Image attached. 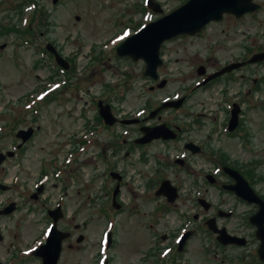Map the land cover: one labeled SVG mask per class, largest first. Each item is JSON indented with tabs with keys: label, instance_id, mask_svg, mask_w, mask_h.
<instances>
[{
	"label": "rangeland",
	"instance_id": "374dc122",
	"mask_svg": "<svg viewBox=\"0 0 264 264\" xmlns=\"http://www.w3.org/2000/svg\"><path fill=\"white\" fill-rule=\"evenodd\" d=\"M53 1L0 0V154L10 150L18 128L40 127L20 159L8 157L2 164L0 184L8 187L0 189V207L8 202L16 207L0 217V261L9 264L17 252L41 242L51 223L46 211L61 202L58 229L70 236L62 244L58 264H94L99 240L105 241L109 229L113 264H133L134 256L143 252L145 264H153L148 253L157 239L172 238L187 225L196 232L189 246L192 264H219L222 248L192 218L194 213L202 220L209 215L197 206L196 198L218 204L226 200L228 208L236 203L205 180L215 174L220 182L230 181L220 177L223 164L245 174L264 197V64L245 66L209 88L191 90L200 79L199 68L210 72L264 49V0H255L260 8L253 14L239 19L224 15L196 36L165 42L156 81L142 75V61L114 52L125 33L159 17L145 7L146 0ZM154 1L167 13L187 0ZM46 43L71 62L68 70L56 66L45 51ZM161 79L165 83L158 87ZM183 94L189 96L179 109L161 108L147 118L162 99ZM98 101L110 105L112 126L100 121ZM232 103L240 108L235 133L225 129ZM142 117L144 125L167 122L184 132L176 142L133 146L132 140L140 135L139 123L126 125L120 120ZM122 140L127 141L123 146ZM186 140L201 146L202 153L183 152ZM180 149L186 155L182 167L171 160ZM71 151L78 153L74 163V154H66ZM65 160L68 170L61 169ZM111 172L122 175L118 196L122 212L110 205L116 183ZM166 178L181 187L173 203L153 194ZM40 182L46 183L36 192ZM35 193L37 198L32 197ZM251 210L238 205L231 229L249 234L255 243L245 224ZM253 248L252 244L247 250ZM36 259L19 264H38Z\"/></svg>",
	"mask_w": 264,
	"mask_h": 264
},
{
	"label": "water",
	"instance_id": "95a60500",
	"mask_svg": "<svg viewBox=\"0 0 264 264\" xmlns=\"http://www.w3.org/2000/svg\"><path fill=\"white\" fill-rule=\"evenodd\" d=\"M149 8L156 13H161L159 5L149 1ZM259 8V5L254 3V0H188L181 7L172 11L171 13L161 17L160 19L147 24L138 33L126 39L116 50L119 57L128 56L133 61L142 60L145 63L144 76L156 79V69L162 64L159 57V50L161 44L165 40L173 39L181 35L194 36L198 34L210 22L220 21L224 14L233 15L236 18L243 16L246 13L254 12ZM76 19H79L76 17ZM47 49L53 53L56 63L64 69L68 68V64L64 61L51 46ZM264 60V52L253 55L247 63H256ZM243 64H231L221 71L209 76L207 80L218 77L225 72L240 67ZM165 82H162L159 87H162ZM181 101L175 103H165V107H178ZM99 106V114L105 120V123L111 125L115 118L112 116L108 106ZM159 109L150 114L153 117ZM238 108L231 113V120L229 122V131H232L237 124ZM137 122V121H130ZM144 136L137 139L135 142L138 144H145L154 139L168 140L175 137L173 132L166 127V125H158L155 127L141 128ZM29 132L20 131L19 136H26ZM193 152L196 148L187 145ZM186 147V148H187ZM4 156L0 155V162ZM230 177L233 178L235 183L227 187L233 191L239 198L244 199L251 203L258 205V211L250 218V222L256 226V238L259 240L257 249L258 258L264 262V202L249 187L247 181L240 176L236 171L224 169ZM115 177V176H114ZM5 189L4 187H1ZM156 196L163 195L167 197L168 201L173 202L176 197V189L172 187L169 181H163L159 189L155 193ZM12 208L0 212L7 214ZM54 223L60 218V210L57 209L49 213ZM219 233V231H218ZM69 236L68 233L58 231L53 225L47 243L42 246L35 255L42 258L43 264H57L61 242ZM222 240V238H219ZM229 241L238 243L234 238H229ZM223 241V240H222Z\"/></svg>",
	"mask_w": 264,
	"mask_h": 264
},
{
	"label": "flooded vegetation",
	"instance_id": "af4514ba",
	"mask_svg": "<svg viewBox=\"0 0 264 264\" xmlns=\"http://www.w3.org/2000/svg\"><path fill=\"white\" fill-rule=\"evenodd\" d=\"M27 27L31 29L30 25H27ZM40 35L43 36V33H40ZM247 59L248 58H246L244 60L243 59L242 60H238V61L239 62H244ZM235 62H237V61H235ZM70 65H71V62H70ZM245 66H248V65H244L241 68H244ZM221 68L214 69V70H212L210 72H207L205 70L203 74H202V72H203L202 69L199 68L198 73H199L200 79H199L198 82L195 83V87L192 88V90H191L192 93L197 91V90H199V89L209 88V87L213 86L214 84H217L220 80L224 79L225 77H230V75L233 72L236 71V70H234V71H232L230 73L221 75V76H219L217 78H214V79H211V80L205 82V80L208 78V76L210 74H212L215 71H218ZM241 68H239V69H241ZM200 74H202V75H200ZM156 75L159 78L158 72H156ZM146 78L148 79V77H146ZM153 81H156V80H153ZM160 81L161 80H159V82ZM152 88H153V86H151V89ZM187 96H189V95L183 94L180 97H177L176 100L184 102V101H186V98H188ZM229 105L230 104H227V106H229ZM233 106H234V103L231 104L230 109ZM180 107H181V104L178 105V107L176 109H179ZM172 109H174V108H172ZM165 110H168V109H165ZM161 112H164V109ZM143 118H145V117L140 118V120H142ZM230 118H231V111L229 110V120H228L227 125L225 126V129L229 133H232V131L235 133V132H237V126H235L232 131H229L228 127H229ZM157 119H160V116H158ZM162 124L166 125L173 132L175 137L172 138V139H168V140H161V139L160 140H153L150 143L160 141L163 144H167V143H170V142H176V141L180 140V135H182V133L184 131L179 125H176V124H172L171 125V124H169L167 122H162V123L150 124L148 126V125H144L143 121L138 124L140 135L136 139H138V138H140L142 136V132L140 130L142 127H144V126L154 127V126L162 125ZM20 129H33L32 135L28 139L23 140L24 138H27L28 136H26V137L25 136L18 137L17 136V132ZM39 130H40L39 126L32 127L31 125H27L25 127L18 128L14 132L13 137H12V145L10 146V150L6 151L4 153V158L2 159V162L0 163V171L3 170L2 164L4 163V161H6L8 159V157H10V160L11 159L12 160L20 159V157L22 156L23 152L27 149L29 143L32 141V139L34 138V136L37 134V132ZM136 139L132 140V145L133 146L134 145L136 147H138V146H146V144H144V145L136 144L135 143ZM126 143H127L126 140H122L121 141V145L122 146L124 144H126ZM192 144H194V145H196L198 147H201L197 143L195 144V142H193L192 140H186L182 144L183 152H187V153L191 154L190 151H187L184 148L187 147V145H192ZM0 153H2V152L0 151ZM72 153L74 155L77 154L76 157H74V160H73V163H74L76 161V159H77L78 153L77 152L75 153V151H72ZM200 153H202V148H201V152ZM200 153H197V154H200ZM191 155H196V154H191ZM171 156H172V159H171L172 163H174L176 165H179V166L182 167L185 164V162H186V158H185L186 155L184 153L181 154V149L178 152V154L171 155ZM222 166L224 167V165H222ZM166 167L168 169L169 168L171 169L172 166H170L169 164H166ZM61 169H64V167L61 168ZM222 176L228 177L226 173L221 171L220 177L222 178ZM205 179H207L206 176H205ZM211 180L213 181V185H210L209 187H215V188L220 189V192H223V194L221 193L222 195L229 194L236 201V203L233 206L230 205L231 208H228L229 202H227L226 200H221V201H219V204H218V203L209 202L208 200L204 199L205 200L204 204H200V199H203V198H199V197L196 198L197 206H199L202 210H204L206 212H209V215L205 219L202 220V218H200V216L197 213H194L192 218H193V220H196V222L203 224V226L206 229V232L209 233L213 237L214 241L216 242V247H221L222 248V250L219 251L221 253V256H222V259L219 260V264H229V263L231 264L235 260H239V262H241L242 264H253L252 261H257L259 264H263L260 261H258V259H257V254H256L257 244H255V243H257V241H256L255 236H254V227H252L248 223V217L257 211L258 206L256 204L248 203L246 201H243V200L239 199L238 197H236V195L234 193H232L230 191H227V190H224L223 189L224 187H226V186H228V185L233 183V181H231V179H229L230 181H227L225 183H223V182L220 183L218 180L216 181L214 178H211ZM45 183L46 182H44L41 187L37 188L36 191L40 192L41 190H43V186H44ZM0 186L1 187H6V188L8 187V186L2 185V184H0ZM177 188L180 189L181 187L180 188L177 187ZM196 191L197 190H195V192ZM256 193L260 196V198H262L264 200V197L261 196V194H259L257 191H256ZM117 196H119V193H118ZM35 198H37V196H35ZM162 199L166 201L165 198H162ZM10 203H12V202H8V203L4 204L2 207H0V211L3 208L7 207V205H9ZM110 204L112 206V202L111 201H110ZM240 204L243 205V206H250L252 208V210L250 211V213L248 214V216L246 218V221H245L246 223L245 224H247V227L250 230L253 231V239H255V243L251 242V239L249 238L250 237L249 234H239L238 232H235V231H233L231 229V225H235L234 222H231V220L234 219V214H235L234 209ZM58 205L56 204L54 206H58ZM119 206L120 207H119L118 210L120 212H122L124 210V206L121 203H119ZM15 207H16V205H15ZM48 211L49 210L46 211V216L50 220V217L48 215ZM188 221H190V220H188ZM208 222H210L211 225H213L215 228H218L219 230H224L226 232V234L237 238L238 243H240L241 245H238L237 243H229L228 241H226L225 237H223V240H224L223 242L218 241L217 240L218 239L217 238L218 234H214V233H212V231H210L208 229ZM237 226L241 227L240 224H237ZM187 230L191 231L192 234L185 240L183 248L181 250H178V241H179V239L181 238V236L183 235V233L185 231L182 232L180 235H178L176 238H170L169 236H161V237H159L158 241L156 242L157 246H155L153 251H150L148 253L149 256L153 257V264H192V258L190 257L191 250H189V246H190V243H191V241L193 239V236L196 234V232L193 229H187ZM231 230L233 232H231ZM69 236H70V234H69ZM71 236H72V234H71ZM67 238H65L64 240H66ZM64 240L62 241V244H63ZM81 240H82V238L79 237L77 242L81 241ZM173 240L175 242V245H174ZM252 244L254 246L253 250H247V247L251 246ZM113 245H114V240H113V237H112V240H111L109 246H108V244H107V246H105V250H104V252L102 254L104 256L102 264H113L114 263L113 256L110 255V253H109L110 250L113 249ZM173 245H174V247L171 248L170 246H173ZM99 247H100V243H99ZM230 248H231V250L229 251ZM214 251H215L216 254H214L213 256L216 257L218 252H217V250H214ZM240 251H242V253ZM211 252H213V251H211ZM97 253H98V258H99V248H98ZM143 253L142 254H137L136 257L134 256V260H132V263L133 264H145V256L147 254L145 255ZM208 254H212V253H208ZM250 257H252V259H249ZM29 258L36 259L37 257H33L32 255H30L29 257H19L18 260L15 261V263L16 264L22 263L23 261H25V260H27ZM36 260L38 261V264H41V260L39 258L36 259ZM99 260H100V258H99ZM199 261H203V260L200 258ZM94 264H98V260H95ZM205 264H207V263L205 262Z\"/></svg>",
	"mask_w": 264,
	"mask_h": 264
},
{
	"label": "snow or ice",
	"instance_id": "6c2138e0",
	"mask_svg": "<svg viewBox=\"0 0 264 264\" xmlns=\"http://www.w3.org/2000/svg\"><path fill=\"white\" fill-rule=\"evenodd\" d=\"M125 35H127V33H125Z\"/></svg>",
	"mask_w": 264,
	"mask_h": 264
}]
</instances>
